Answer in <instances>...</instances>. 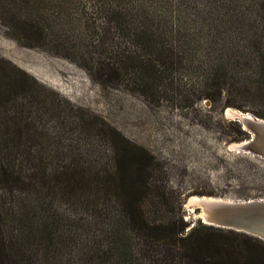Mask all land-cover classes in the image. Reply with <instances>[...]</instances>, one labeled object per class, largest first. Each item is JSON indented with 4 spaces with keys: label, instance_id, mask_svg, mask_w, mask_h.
<instances>
[{
    "label": "rangeland",
    "instance_id": "1",
    "mask_svg": "<svg viewBox=\"0 0 264 264\" xmlns=\"http://www.w3.org/2000/svg\"><path fill=\"white\" fill-rule=\"evenodd\" d=\"M74 2L65 40L93 52L103 19L85 9L89 0H81L83 12ZM245 16L252 32L264 26L254 9ZM51 40L23 47L0 20V157L10 161L0 198L39 202L33 264H112L99 252L113 222L127 218L141 171L150 186L170 190L157 217L178 218L180 198L184 219L197 222L183 205L191 195L264 199V160L227 149L248 135L232 132L234 121L223 114L235 109L264 120L263 76L239 75L232 94L219 99L151 101L90 72L72 51L57 55ZM140 204L149 216L151 198Z\"/></svg>",
    "mask_w": 264,
    "mask_h": 264
},
{
    "label": "trees",
    "instance_id": "2",
    "mask_svg": "<svg viewBox=\"0 0 264 264\" xmlns=\"http://www.w3.org/2000/svg\"><path fill=\"white\" fill-rule=\"evenodd\" d=\"M261 1L89 0L85 9L103 19L93 52L65 40L74 0H0V20L23 47H42L52 39L57 55L69 56L60 49L72 51L75 60H83L100 78L122 82L151 101L174 95L193 103L190 96L201 101L232 94V86L243 80L239 75L264 77L263 54L257 48L264 52V26L252 32L245 16L251 9L264 15ZM74 3L83 12L81 0ZM229 126L247 134L237 122ZM9 168L10 161L0 157V177ZM142 172L143 178L133 182L127 218L113 222L101 256L112 264H264L263 241L187 222L180 198L178 218L157 217L161 206H168L162 202L170 190L150 186ZM145 197L151 198L149 216L140 204ZM38 204L13 199L6 205L0 198V264H33L39 257L32 218ZM43 237L50 240L45 233Z\"/></svg>",
    "mask_w": 264,
    "mask_h": 264
},
{
    "label": "water",
    "instance_id": "3",
    "mask_svg": "<svg viewBox=\"0 0 264 264\" xmlns=\"http://www.w3.org/2000/svg\"><path fill=\"white\" fill-rule=\"evenodd\" d=\"M223 114L226 119L237 122L248 134L247 139L231 143L227 149L264 160V122L235 109H226ZM183 205L189 215L203 225L244 233L264 242V199L230 201L191 195Z\"/></svg>",
    "mask_w": 264,
    "mask_h": 264
},
{
    "label": "bare ground",
    "instance_id": "4",
    "mask_svg": "<svg viewBox=\"0 0 264 264\" xmlns=\"http://www.w3.org/2000/svg\"><path fill=\"white\" fill-rule=\"evenodd\" d=\"M228 112V111H227ZM247 115L246 116H248V117H251V118H253L254 116L253 115H251V114H249V113H246ZM257 121H259V122H264V120H262V119H259V118H257ZM232 144H237L236 142H234V143H232Z\"/></svg>",
    "mask_w": 264,
    "mask_h": 264
}]
</instances>
